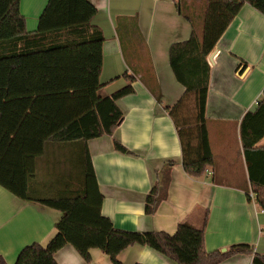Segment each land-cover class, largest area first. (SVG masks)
Instances as JSON below:
<instances>
[{
  "label": "trees",
  "instance_id": "trees-1",
  "mask_svg": "<svg viewBox=\"0 0 264 264\" xmlns=\"http://www.w3.org/2000/svg\"><path fill=\"white\" fill-rule=\"evenodd\" d=\"M244 3L264 14V0H175L191 33L168 50L184 92L166 111L176 129L182 168L191 177L214 165L205 119L206 56ZM96 11L88 0H48L36 29L28 31L19 0H0V185L63 213L50 240L24 246L14 264H56L54 254L66 244L86 261L90 249L98 248L113 264H121L119 253L133 244L154 249L174 264H218L238 254L251 255V264H264V253L247 243L207 251L204 229L186 222L172 234L138 232L116 228L101 213L103 195L87 141L111 136L120 125L123 113L116 101L134 91V77L125 72L126 85L99 95L104 38L91 23ZM239 133L251 192L264 210V146L257 145L264 137V93L244 114ZM113 146L133 154L118 140ZM173 164L169 160L156 172L145 214H153L167 197ZM0 264H7L1 255Z\"/></svg>",
  "mask_w": 264,
  "mask_h": 264
},
{
  "label": "crops",
  "instance_id": "crops-1",
  "mask_svg": "<svg viewBox=\"0 0 264 264\" xmlns=\"http://www.w3.org/2000/svg\"><path fill=\"white\" fill-rule=\"evenodd\" d=\"M48 0H19L28 31L37 27ZM96 7L91 23L103 34L99 95H109L129 81L134 91L116 103L123 120L111 136L87 141L103 200L101 213L116 228L174 233L186 222L204 229L207 251L247 243L264 253V210L251 192L240 141V122L264 93V14L244 3L211 50L205 119L214 165L191 177L181 165L180 144L166 107L184 87L169 65L172 43L189 38L191 26L177 11L175 0H88ZM118 140L133 154L115 150ZM264 146V137L258 142ZM169 160L167 197L147 215L144 201L156 172ZM248 196L250 199H248ZM60 210L21 199L0 185V255L14 264L19 251L37 242L45 245L56 232ZM86 261L66 244L56 264H113L98 248ZM121 264H174L145 245L133 244L118 255ZM238 254L218 264H251Z\"/></svg>",
  "mask_w": 264,
  "mask_h": 264
},
{
  "label": "built area",
  "instance_id": "built-area-1",
  "mask_svg": "<svg viewBox=\"0 0 264 264\" xmlns=\"http://www.w3.org/2000/svg\"><path fill=\"white\" fill-rule=\"evenodd\" d=\"M211 56V51L208 53V55L206 56V61L208 63V65L212 64V59L210 58ZM206 172H208V174H210L211 172L209 170H205ZM264 233V228L261 230Z\"/></svg>",
  "mask_w": 264,
  "mask_h": 264
},
{
  "label": "water",
  "instance_id": "water-1",
  "mask_svg": "<svg viewBox=\"0 0 264 264\" xmlns=\"http://www.w3.org/2000/svg\"><path fill=\"white\" fill-rule=\"evenodd\" d=\"M222 250H224V249H222Z\"/></svg>",
  "mask_w": 264,
  "mask_h": 264
}]
</instances>
